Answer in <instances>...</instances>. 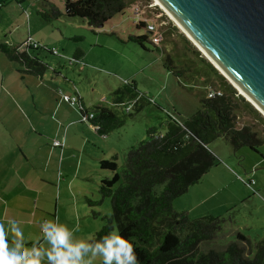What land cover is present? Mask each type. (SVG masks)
Returning <instances> with one entry per match:
<instances>
[{
  "label": "rangeland",
  "instance_id": "374dc122",
  "mask_svg": "<svg viewBox=\"0 0 264 264\" xmlns=\"http://www.w3.org/2000/svg\"><path fill=\"white\" fill-rule=\"evenodd\" d=\"M63 1L0 0V42L20 45L23 49L27 39L37 42L41 49L28 48L30 54L47 65V73H51L52 69L61 72L69 86L73 84L83 96L86 104L91 101L110 107L113 98L121 93L124 102L115 109L123 117V113H128L127 105L131 104L129 112L135 111L132 101H125V89L150 98V103L142 102L144 106L138 112L130 117L126 116V124L118 130L122 134L119 146L114 151L108 147L107 141L113 145L117 130L109 132L104 140L88 128L90 140H95L99 149L96 151V162L89 164L91 174L88 175H96L93 179L96 186L88 185L90 190L82 188L84 194H78V198L84 201L90 214L100 212L102 218L103 215L111 214V205L108 196L101 199L98 185L102 178L110 177L111 172L99 168L101 151L108 153L107 158L102 159L110 160L112 156H116V163L118 166L122 165L127 150L147 138L148 127L157 126L170 117L183 121L199 107V98L208 89L221 92L222 84L205 63L209 61L161 8L147 7V4L153 3L152 0H128L126 8L97 28L88 26L84 19L78 17L62 15L46 21L38 13L48 11L49 4L63 12ZM141 21L142 25L139 23ZM146 22L154 24V32L146 29ZM155 34L161 35L158 44L152 41ZM139 35L146 37L142 45L129 40V36ZM51 48L56 49L57 53H49L47 50ZM78 51L81 55L74 58ZM166 56L171 58L176 70H182L185 77H176L165 66ZM8 62L12 70H17L16 63ZM217 73L220 74L218 71ZM49 79L47 75L44 77L40 88L42 93L47 88L55 86L59 89L65 86L64 78L53 86ZM224 80L228 83L225 78ZM233 89L235 96H238L235 97L236 126H247L264 140V116L254 107L255 111H250L245 102L250 106L251 104ZM116 90L119 92L115 93ZM44 109L43 120L50 116L48 105ZM99 140L104 142L99 143ZM208 149L215 156L217 165L188 188L186 194L179 196V204L193 207L190 211H185L190 218L206 215L224 218L214 238L201 242L199 250H223L230 242L238 243L235 235L240 232L250 241L251 247H245V255H251L248 251L253 253L254 244L264 237V142L256 151L246 146L234 150L225 139L217 138L208 145ZM86 152L92 154L95 151L88 146ZM87 157L90 158L89 155ZM89 167L84 166L86 174ZM249 180H253V183L248 184ZM220 183L222 189L220 187L216 194L213 193L211 189L217 188ZM92 192L95 194L93 198L90 195ZM85 195L98 203L84 200ZM173 201L178 204L177 200ZM113 230H117L116 227Z\"/></svg>",
  "mask_w": 264,
  "mask_h": 264
},
{
  "label": "trees",
  "instance_id": "16d2710c",
  "mask_svg": "<svg viewBox=\"0 0 264 264\" xmlns=\"http://www.w3.org/2000/svg\"><path fill=\"white\" fill-rule=\"evenodd\" d=\"M127 1L64 0L63 12L49 4L48 11L38 13L46 21L62 15L78 17L84 19L88 26L97 28L126 8ZM139 23L143 24L142 21ZM145 39L144 35L129 36V40L140 45ZM0 52L8 61L18 65L17 72L21 74L42 77L47 70L45 63L20 45L0 42ZM80 55L78 51L74 58ZM205 63L222 84L221 92L213 89L220 94L208 97L206 92L199 98V107L183 121L170 117L157 126L148 127L147 138L127 150L122 165L118 166L116 156L99 161L100 169L111 172V176L102 178L98 185L101 199L110 198L111 214L102 216V226L87 242L94 244L102 234L116 227L120 235L133 243L139 264H264V237L254 244L253 253L249 250L251 255L247 256L245 247H251L250 241L240 232L235 235L238 243L230 242L223 250H199L201 242L214 238L224 218L212 215L190 218L172 204L175 198L217 165L215 156L208 149L211 142L223 138L234 150L246 146L254 151L264 142L249 127L236 126L235 97L238 96L211 63ZM165 66L176 77H185L182 70L175 69L168 56L165 57ZM124 92L125 101H132L135 111L123 113V117L113 107L84 109L93 112L89 122L98 125L95 131L98 135H106L123 126L126 116H132L144 104L150 103V98L144 94L131 89ZM122 96L120 93L113 98V106L124 102ZM245 104L250 111H255Z\"/></svg>",
  "mask_w": 264,
  "mask_h": 264
},
{
  "label": "crops",
  "instance_id": "0c3cea01",
  "mask_svg": "<svg viewBox=\"0 0 264 264\" xmlns=\"http://www.w3.org/2000/svg\"><path fill=\"white\" fill-rule=\"evenodd\" d=\"M4 57L0 53V220L16 219L23 228L24 240L35 242L39 248L48 247L40 233V222L45 218L57 217L71 231L74 240L87 241L103 224L100 212L90 214L84 201L78 198V194H84L82 188L90 190L88 185L96 186L93 183L96 175H88L91 174L89 164L96 162L99 149L98 143L90 140L88 128L96 132L89 121L81 118L80 109L61 100L58 92L76 94L83 109L107 106L91 101L86 104L75 86H69L57 69H52L51 73L46 70L42 77L21 74L12 70ZM46 75L50 77L51 86L62 78L65 86L47 88L42 93L40 88ZM47 105L50 116L43 120ZM111 105L116 107L112 101ZM116 134L113 145L107 141L112 151L119 146L122 135L119 131ZM107 135L98 137L105 140ZM53 141L60 145H52ZM88 146L95 151L93 155L86 152ZM101 152V159L107 158L108 153ZM84 166L89 167L87 174ZM221 184L211 189L213 193L222 189ZM91 194L93 198L95 194ZM85 197L87 201L89 198ZM178 199L179 196L174 199L178 204L172 203L176 210L193 209L191 205L179 204ZM85 259L91 264H102L100 254L93 255L91 250L85 253Z\"/></svg>",
  "mask_w": 264,
  "mask_h": 264
},
{
  "label": "water",
  "instance_id": "95a60500",
  "mask_svg": "<svg viewBox=\"0 0 264 264\" xmlns=\"http://www.w3.org/2000/svg\"><path fill=\"white\" fill-rule=\"evenodd\" d=\"M160 1L264 111V0Z\"/></svg>",
  "mask_w": 264,
  "mask_h": 264
},
{
  "label": "clouds",
  "instance_id": "9594fccd",
  "mask_svg": "<svg viewBox=\"0 0 264 264\" xmlns=\"http://www.w3.org/2000/svg\"><path fill=\"white\" fill-rule=\"evenodd\" d=\"M42 238L48 247L26 242L22 226L16 219L0 220V264H91L85 253L100 254L102 264H139L133 243L118 230L102 234L94 244L74 240L68 227L57 217L40 222Z\"/></svg>",
  "mask_w": 264,
  "mask_h": 264
},
{
  "label": "built area",
  "instance_id": "2783aa9c",
  "mask_svg": "<svg viewBox=\"0 0 264 264\" xmlns=\"http://www.w3.org/2000/svg\"><path fill=\"white\" fill-rule=\"evenodd\" d=\"M156 5H154L153 3H149L147 4V7H150V8H155ZM144 13V11H142ZM158 16V15H157ZM145 17V16H143ZM144 20H147L146 18H144ZM146 29L149 31V32H154L155 30V26L153 23L151 22H146ZM161 40V35L160 34H155L153 35L152 37V41L156 44H158V42ZM25 44V48L24 49H28V48H41L39 46V44L35 41H32L30 39H27L26 42L24 43ZM44 49V48H43ZM48 52L52 53V54H56L57 53V50L54 49V48H51L49 50H47ZM58 94H60V99L71 104V105H76L80 111L82 112L81 113V118L86 120V121H89V119L92 118L93 116V112L91 111H84V109L82 108V106L79 104V101H78V96L76 94H64L62 93L61 91L58 92ZM215 94H220L219 91H215L213 89H208L207 90V96L208 97H211V96H214ZM130 105H127L126 106V111H129L130 109ZM91 128L96 131L98 129V125H94V124H91ZM52 145H60L58 141H53L52 142ZM253 183V180H249L248 181V184H252ZM40 233H41V230H40ZM42 235V233H41Z\"/></svg>",
  "mask_w": 264,
  "mask_h": 264
},
{
  "label": "bare ground",
  "instance_id": "6f19581e",
  "mask_svg": "<svg viewBox=\"0 0 264 264\" xmlns=\"http://www.w3.org/2000/svg\"><path fill=\"white\" fill-rule=\"evenodd\" d=\"M153 4L157 7L161 8L162 12L166 14V16L174 23V25L187 37V39L203 54V56L218 69L224 78L228 81L230 85L235 88L238 93L246 99L248 103L251 104L254 109H256L259 113L264 116V111L261 110L256 103L242 90V88L231 78L230 75L226 73L225 70L213 59L211 58L203 47L193 38V36L183 27V25L175 18V16L166 8V6L160 0H152Z\"/></svg>",
  "mask_w": 264,
  "mask_h": 264
}]
</instances>
